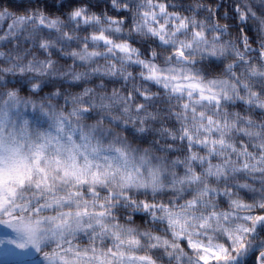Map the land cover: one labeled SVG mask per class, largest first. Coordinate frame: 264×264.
Wrapping results in <instances>:
<instances>
[{
    "label": "clouds",
    "instance_id": "obj_1",
    "mask_svg": "<svg viewBox=\"0 0 264 264\" xmlns=\"http://www.w3.org/2000/svg\"><path fill=\"white\" fill-rule=\"evenodd\" d=\"M264 0H0V264H264Z\"/></svg>",
    "mask_w": 264,
    "mask_h": 264
},
{
    "label": "snow or ice",
    "instance_id": "obj_2",
    "mask_svg": "<svg viewBox=\"0 0 264 264\" xmlns=\"http://www.w3.org/2000/svg\"><path fill=\"white\" fill-rule=\"evenodd\" d=\"M260 259H261V260H264V257H261Z\"/></svg>",
    "mask_w": 264,
    "mask_h": 264
}]
</instances>
